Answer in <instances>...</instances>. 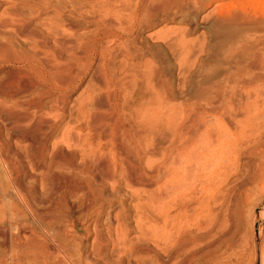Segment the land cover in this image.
I'll list each match as a JSON object with an SVG mask.
<instances>
[{"label": "bare ground", "instance_id": "1", "mask_svg": "<svg viewBox=\"0 0 264 264\" xmlns=\"http://www.w3.org/2000/svg\"><path fill=\"white\" fill-rule=\"evenodd\" d=\"M180 1L174 0L179 10ZM250 8L263 11L258 5ZM261 13L251 16L236 10L214 18L217 50L228 53L227 68L216 79L203 76L193 93L195 110L162 135L161 143L155 122L167 127L169 120L168 108H160L162 102L133 111H125L120 103L121 94L135 86L138 73L116 76L117 50L106 40L123 45L118 52L129 59L137 52L127 37L114 31L112 20L91 36L69 34L72 25L56 21L45 30L6 24L22 44L14 46L10 36L0 42V55L14 65L0 81V98L12 101L10 109L0 113V130L8 136L5 142L0 135V264H86L82 249L91 234L103 253L99 216L112 206L103 193L106 184L143 192L148 203L166 200L161 216L169 246L167 264H192L196 257L215 264L218 246L232 248L245 235L250 239L244 244L250 251L246 264H264V142L261 128L252 131L264 114V40L256 35L264 26ZM17 18L25 21L21 13ZM88 73L91 81L83 88L86 95L79 99L78 116L59 129L69 94ZM154 75L165 78L163 73L148 72L151 86L156 85ZM108 88L113 103L105 100L110 93L103 91ZM162 94L167 97L165 90ZM157 108L160 121H153ZM159 144L161 155L153 159ZM64 145L72 151L64 150ZM230 153L233 159L248 155L255 170L235 201L221 191L210 201L208 192L218 190L220 174L231 165ZM218 158L223 160L221 171ZM37 185L41 192L46 190L39 201ZM214 205L228 211L230 238L199 248L208 232L198 224V232L192 233L187 218L212 215ZM111 221L109 229L122 232Z\"/></svg>", "mask_w": 264, "mask_h": 264}, {"label": "rangeland", "instance_id": "2", "mask_svg": "<svg viewBox=\"0 0 264 264\" xmlns=\"http://www.w3.org/2000/svg\"><path fill=\"white\" fill-rule=\"evenodd\" d=\"M179 4L180 10L174 0H0V42L4 39L3 37L10 36L14 46L22 44L13 36V32L9 27L7 28L6 24H14L18 27L27 24L39 30H45L46 25L50 26L56 21L71 24L72 30L67 31L69 34L91 36L112 20L116 26L114 31L127 37L130 42L129 47L137 52L135 57L129 59L123 55L122 51H120L122 54L118 52L124 49L123 45L118 46V43L109 38L106 40L107 46L117 50L113 62L116 76L123 73H127L128 76L138 73L135 74L137 76L135 86L121 94L120 103L123 104L125 111H133L149 103L156 108L162 102L160 108L163 106L168 108L169 120L167 127L166 124L155 122L160 125L159 132L155 136L161 143L162 135L179 123L186 113L195 110L196 99L193 93L203 76L216 79L220 76V72L227 68V57L224 55L228 53L221 55L225 51L217 50L218 43L213 29L214 18L218 15L226 17L236 10L246 11L248 14L251 13V16H260L263 12L264 18V0H181ZM251 5L262 6L263 11H252ZM17 13H21L24 22L17 20ZM146 22H150V26H147ZM256 35H260L264 40V26L263 30ZM1 56L0 81H5L7 68L14 65ZM147 71L163 73L165 78L161 80L154 75V79L157 77L156 80L153 79L156 85L152 81L154 83L151 86L146 79ZM90 77V73L86 74L81 83L69 94L66 116L59 123V129L78 116L79 99L81 95L82 98L86 95L82 91L89 87ZM109 90L108 88L103 91L106 94L110 93L108 96L104 94L105 100L113 103L115 98ZM164 90L167 92L166 98L162 94ZM4 99L0 98L2 100L0 113L10 109L8 105L11 104V99ZM160 108L159 110L157 108L153 121H160L158 112ZM46 110L38 112L37 115ZM208 121L214 125L212 118ZM0 126H2L1 123ZM260 128L264 142V114L258 117L256 127L252 131L255 132ZM0 135L7 142V132L2 127ZM55 136H58V131L54 133L53 137ZM161 145L159 144L154 150L153 159L160 157ZM63 149L72 151V147L66 145ZM227 156L226 153L225 157ZM230 157H232L231 165L225 173L220 174L223 181L217 185L218 190L214 188L208 192L209 197L211 196L210 201L215 196H219L220 191L224 192L223 197L226 195L229 200L235 201V195L248 184L255 170V166L249 162L248 155L234 156L233 159L230 153ZM218 161L217 168L221 171L223 168L220 162L223 160L218 158ZM38 185L37 193H35L37 201L46 193L45 189L41 192L43 188ZM103 193L112 203V206H107L99 216V228L105 241L104 251L98 252V246L91 234L86 246L82 249L86 264H165L164 259L169 246L165 241L166 225L161 215L162 209L166 207L164 206L166 200L148 203L147 194L143 192L135 194L123 184L117 188L106 184L103 186ZM212 208L214 210L212 215L203 213L196 217L190 215L187 218V224L192 233L198 232V224L206 227L204 230L208 232V238L199 248L206 249L208 245L205 244L211 245L215 242L218 246V241L222 242L230 238L233 229L231 218L227 216L228 211L220 205H214ZM115 214H118V217H114ZM109 218H113V221ZM86 220H89L91 229L90 219ZM110 221L114 226L119 224L122 232L109 229ZM241 224H244V229H248L247 222L243 221ZM246 224L248 227L245 226ZM245 242H250L247 235L232 248L226 245H221V248L218 246L215 249L217 256L215 264H246L250 258V251L244 247ZM202 263L204 264V260L201 257H196L192 262V264Z\"/></svg>", "mask_w": 264, "mask_h": 264}]
</instances>
